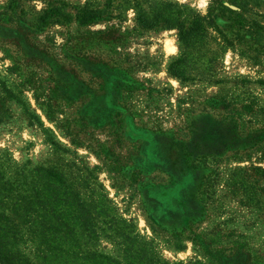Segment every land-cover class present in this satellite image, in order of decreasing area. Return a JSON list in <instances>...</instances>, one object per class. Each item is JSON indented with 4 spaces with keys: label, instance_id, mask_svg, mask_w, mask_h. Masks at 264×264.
I'll list each match as a JSON object with an SVG mask.
<instances>
[{
    "label": "rangeland",
    "instance_id": "1",
    "mask_svg": "<svg viewBox=\"0 0 264 264\" xmlns=\"http://www.w3.org/2000/svg\"><path fill=\"white\" fill-rule=\"evenodd\" d=\"M209 2L0 0V179L26 196L32 169L52 168L88 209L60 216L50 252L37 230L51 215L33 213L17 247L33 264L119 259L110 227L168 264H264V66L227 51L181 81L176 30L135 21L165 8L187 26ZM50 7L103 15L40 25Z\"/></svg>",
    "mask_w": 264,
    "mask_h": 264
},
{
    "label": "trees",
    "instance_id": "2",
    "mask_svg": "<svg viewBox=\"0 0 264 264\" xmlns=\"http://www.w3.org/2000/svg\"><path fill=\"white\" fill-rule=\"evenodd\" d=\"M164 10L162 8L159 12L147 15L138 9L135 21L142 29L162 27L176 30L179 55L167 66V72L171 76L181 81L192 80L191 77L194 76L186 75V67L200 66L203 57L214 59L227 51L237 53L255 66H264V0H210L206 13L193 14L187 26L181 18L167 14ZM102 15V11L88 7L77 8L73 16L62 12L58 7H50L42 12L37 21L40 25H47L74 20L80 26H87L98 21ZM203 77L210 78L212 75L206 72ZM244 107L252 109L251 106ZM256 131L258 135L254 144L261 143V139H264V127ZM31 174L35 184L32 182L26 196L12 197L11 183L0 179V264H33L17 248L24 232L33 226V213L41 217L38 212H47L52 218L40 220L38 224V234L46 241L45 252L57 249V245L50 240L58 239L55 236L58 226L66 227L64 220L60 219L61 215L78 212L81 221H84L82 218L87 214L88 209L73 191V184L66 185L56 170L38 166L32 169ZM91 208L94 209L93 205ZM100 213L93 212V215L97 217ZM12 215L23 223L13 222ZM52 220L57 221L56 227H52ZM109 229L113 231L112 235L120 246L119 259L94 252L93 264H168L153 257V253L134 235L117 232L111 227ZM97 231L100 234L103 232L94 224V231L91 233L96 238ZM195 241L202 243L197 238Z\"/></svg>",
    "mask_w": 264,
    "mask_h": 264
},
{
    "label": "water",
    "instance_id": "3",
    "mask_svg": "<svg viewBox=\"0 0 264 264\" xmlns=\"http://www.w3.org/2000/svg\"><path fill=\"white\" fill-rule=\"evenodd\" d=\"M229 8H231V9H235L234 7H232V6H229V5H227Z\"/></svg>",
    "mask_w": 264,
    "mask_h": 264
}]
</instances>
